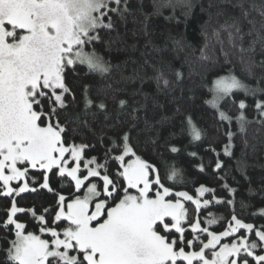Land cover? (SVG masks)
I'll list each match as a JSON object with an SVG mask.
<instances>
[{
    "label": "snow or ice",
    "instance_id": "snow-or-ice-1",
    "mask_svg": "<svg viewBox=\"0 0 264 264\" xmlns=\"http://www.w3.org/2000/svg\"><path fill=\"white\" fill-rule=\"evenodd\" d=\"M152 2L157 13L165 6L173 11L176 7L188 10L192 7L191 0ZM221 3L240 10L239 20L233 17L231 24L226 21L220 25V29L227 31L229 43L233 47L239 45L242 54L254 51L257 43L264 50V7H258L255 0L250 3L221 0ZM142 8L143 0L137 11ZM130 12L129 0H0V196L12 198L11 206L5 211L6 219L0 221L8 243L4 249L6 264H264V225L245 222L233 212L230 219L220 217L226 219V227L215 231L217 218L209 213V218L201 219V209L213 204L231 206L234 199H218L215 189L203 184L195 188L196 198L188 191H173L162 182L159 167L142 159L134 150L132 133L139 120L136 113L145 105L132 109L133 123L118 131L115 138L108 137L109 147H104V134L97 137L104 151L102 163L95 156L84 157L86 150L95 149V144L69 143L66 138L73 121L62 123L59 112L68 108V95L75 100L66 83L67 72L76 73L77 65H87L88 69L101 73L109 71L107 62L94 50L89 53L85 48L102 40L101 31L116 30L118 21H124ZM252 12L260 19L252 16ZM221 14L224 13H218ZM144 18L147 20L148 14ZM244 23L249 26L247 32ZM246 36L254 37L247 48L244 47ZM201 59L207 61L209 57L202 53ZM241 63H247L249 76L254 75V62H246L242 57ZM174 75L177 82L181 81L179 70ZM156 79H163L166 87L170 83L163 77ZM261 79L264 77L257 78L256 88H250L230 70L229 75L214 81L210 89L213 98L206 103L218 108L219 100L230 97L238 89L253 96L264 93V88L259 87ZM88 88L84 86L86 110L94 104L87 97ZM144 99L147 101V94ZM126 104V100H119L120 108ZM95 106L101 111L106 109L103 101ZM154 106L163 107L156 102ZM247 107L245 100H239L241 112L236 120L241 132L249 123L243 111ZM254 107L264 122V100L256 99ZM179 111L177 108L176 113ZM219 117L231 121L224 111L219 112ZM119 123L117 120L116 124ZM187 123L192 139L199 141L201 130L190 116ZM80 124L88 127L87 120ZM144 124L150 126L147 116ZM226 135L229 143L224 145L223 154L231 157L234 134L229 131ZM244 145L247 147L248 142L244 141ZM170 151L177 153L179 149L173 146ZM190 155L195 157L197 153ZM216 156L213 172L224 167L219 153ZM126 157L132 158L126 160ZM109 161L118 164L112 174ZM30 169L41 174L42 182L31 178L38 187H30ZM199 171H205L203 164ZM50 174L61 181L62 187L68 179L73 189L70 196L55 192L50 185ZM178 175L180 170L173 168L167 179L174 181ZM13 181L23 183L13 187ZM222 187L234 196L235 188L227 183ZM39 190L57 195L54 207L37 213L34 208L26 210L17 206L15 197ZM206 193L212 195L211 200L201 199ZM184 202L194 205V216L188 214ZM241 207L246 205L241 202ZM26 212L38 222L40 234L27 231L26 224L17 218ZM258 214L264 216V209ZM9 235H14V239L7 240Z\"/></svg>",
    "mask_w": 264,
    "mask_h": 264
},
{
    "label": "trees",
    "instance_id": "trees-1",
    "mask_svg": "<svg viewBox=\"0 0 264 264\" xmlns=\"http://www.w3.org/2000/svg\"><path fill=\"white\" fill-rule=\"evenodd\" d=\"M191 3L190 10L176 7L173 11L171 7L165 6L157 13L152 0H143L140 11L137 9L140 8L141 0H129L131 12L124 21H118L116 30L101 31L102 40L85 48L89 53L94 50L107 62L110 65L109 71L101 73L99 70L88 69L87 65H77L76 73L68 71L66 83L75 100L72 95L66 97L69 106L59 112V118L62 123L65 120L73 121L69 124L66 137L69 143L95 144V149L86 150L84 157L87 159L95 156L102 163L104 151L97 142V137L104 134V147H109L108 137L115 138L118 131L125 130L133 123L132 109L145 105L136 113L139 120L136 121L137 128L132 133V143L142 159L159 167L165 186L171 187L173 191H188L196 198L195 188L203 184L215 189L214 194L218 199H234L231 206L213 204L207 209H201V219L209 218V213L215 215L218 223L213 227L217 232L226 227V219H230L233 212L245 222L264 225V216L258 214L260 209H264V122L254 107L256 99L264 100V93L253 96L238 89L233 90L230 97L219 100L218 108L206 103L213 98L210 89L214 81L229 75L230 70L245 85L256 88L257 78L264 77V64H261L264 61V50L262 44L257 43L254 51L242 54L238 50L239 45L233 47L229 43L227 31L220 29V25L226 21L231 24L233 17L240 19L239 9L226 7L221 0H191ZM255 3L258 7H264V0H255ZM245 7L248 8V3ZM145 14H148L147 20L144 18ZM252 16L260 19L256 12H252ZM243 28L245 32L248 31L247 23L243 24ZM216 32H219L218 36L215 35ZM253 38L245 37V48ZM202 53L209 60H202ZM242 57L246 62H254V75L249 76L247 63H241ZM176 70L182 73L179 82L174 75ZM156 77L168 79L169 85L164 86L163 79L157 80ZM85 85L89 86L87 97L94 101L93 106L87 110ZM259 87L264 88V79L260 80ZM144 94L148 96L147 101ZM121 99L127 101L124 108L119 106ZM241 99L248 105L243 111L249 121L243 132L236 120L241 112L238 108ZM233 100L237 103L233 104ZM100 101L106 104L103 111L95 106ZM154 102L163 107L154 106ZM177 108L179 113H176ZM220 111L230 116L231 121L221 120ZM145 116L150 121L148 127L144 124ZM189 116L193 124L201 130L199 141L192 139L187 123ZM162 117L170 119L162 120ZM82 120L88 121L87 128L80 124ZM117 120L120 121L119 124H116ZM112 125L115 128L109 127ZM73 128L77 131L72 132ZM229 131L234 134L231 157L223 154L224 145L229 143L226 135ZM152 140L156 143L152 144ZM244 141L248 142L247 147ZM173 146L179 149L177 153L170 151ZM210 149H215V152ZM192 152L197 153V156H191ZM216 153H219L224 167L213 172ZM131 158L126 157V160ZM81 164L83 167V161ZM201 164L205 167L203 173L199 171ZM117 168L118 164L109 161L110 174ZM173 168L179 169L180 175L174 181H169L167 176ZM29 178L42 182L41 174L37 170L30 169ZM92 179L95 181L98 178ZM224 183L236 189L234 196H230L222 187ZM63 184L62 187L61 181L50 174V185L55 192L70 196L72 185L68 179ZM32 186L38 187V184ZM11 199L0 196V221L6 219L5 211L11 206ZM15 199L18 207L26 210L34 208L37 213H41L43 208L55 206L57 195L47 190H39L35 193H22ZM201 199L211 200L212 195L206 193ZM241 202L246 207H241ZM184 203L188 214L194 216V205L191 202ZM254 213L257 215H253ZM220 217L226 219L221 220ZM17 218L26 224L27 231L40 234L38 222L30 212L18 214ZM5 235L0 228V264H6L4 249L8 247V243ZM42 238L46 237L42 235ZM11 239H14V235L7 236V240Z\"/></svg>",
    "mask_w": 264,
    "mask_h": 264
},
{
    "label": "rangeland",
    "instance_id": "rangeland-1",
    "mask_svg": "<svg viewBox=\"0 0 264 264\" xmlns=\"http://www.w3.org/2000/svg\"><path fill=\"white\" fill-rule=\"evenodd\" d=\"M236 91H238V90H236ZM81 168H83L82 164H81ZM18 183H23V181H19V182L18 181H13V182H11V186L15 187ZM29 183H30V187H31L32 186V180H30V178H29Z\"/></svg>",
    "mask_w": 264,
    "mask_h": 264
}]
</instances>
